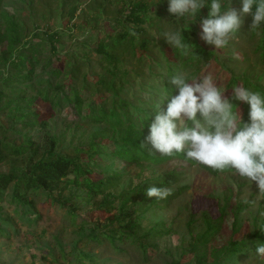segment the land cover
<instances>
[{"label":"trees","instance_id":"obj_1","mask_svg":"<svg viewBox=\"0 0 264 264\" xmlns=\"http://www.w3.org/2000/svg\"><path fill=\"white\" fill-rule=\"evenodd\" d=\"M102 1L104 2V0H89L88 4L90 8L95 7L103 11ZM82 3H84L82 0H62L60 2L63 8L62 16H67L69 21L74 19ZM222 4L223 9H226L229 0H222ZM150 10L151 2L147 0H128L125 6L119 9L120 14L116 20L121 26L114 27L113 32L99 39L95 47V50L102 55L100 65L103 71L98 72L93 81H89L85 74L81 85L77 86L75 82L79 78L77 74L82 59L79 55L68 59L63 69L59 67L52 69V73L57 77L63 71L70 75L69 84L64 81L54 83L48 78L33 82L37 66L43 63V68H47L53 60L52 57L42 56L40 50L42 42L34 43L32 39L43 38L45 33L51 40L52 50L57 54L59 51L56 39L59 33L41 30L38 25L34 30H30L27 24L20 22L15 13L4 10V0H0V112L7 111L11 119L20 120L22 126L27 129L20 144L9 139L5 134L0 136V163H13L9 172L0 173V201L11 187L10 195L12 201L16 203L17 211L27 215L29 220H33L31 215L36 210V201L32 194L43 192L52 199L51 201H57L64 206L73 223L82 227L84 221L80 223L76 221L79 207L77 199L83 198L95 209L107 213L104 225L108 229L102 233L89 234V237L99 243L107 239L114 246L116 241L138 240L137 245H140L145 254L150 246L155 245L154 240L157 236L170 233L172 229L167 227L166 222L145 226L141 220L142 214L153 207L169 203L174 197L189 189L190 185L172 189L171 187L180 181L183 172L171 169L137 182L131 179L128 185H123L119 191L118 188L122 187L124 181V170L106 164V158L116 157L120 163H123V169L129 164H135L141 172L148 165L159 166L172 158L185 160L182 154L174 157L161 156L159 153L149 152L151 145L141 147L149 134V126L154 119L151 112L157 100L165 92L177 94V90L169 83L171 76L181 72L177 69L189 68L187 72L189 76L197 77L211 60H215L229 74V80L225 84L228 90L232 91L234 85H243L264 94V84L260 81L264 76L263 73H258L256 80H252L249 75L236 72L234 68L220 61L216 50L208 48L197 38V26L191 23L182 25L177 31L182 33L185 42L195 46V54L202 59L193 60L191 55L184 57L168 44L162 35L159 38L161 43H164L161 56L148 60L145 55L140 66L133 69L132 75H129L126 69L120 72L123 52L119 50V46L128 37L133 38L129 35L130 27L125 24L127 22L140 24L136 32L143 31L142 25L151 20L148 15ZM209 11L210 0L194 18L202 21L207 18ZM158 32L159 35L163 33L161 29ZM258 32L257 49L264 61V25ZM253 33L257 34V31ZM30 36L31 38L27 39ZM151 41H153L151 38L145 37L139 43V49L143 54L150 52ZM134 50H132L133 55ZM104 62L107 65H103ZM149 75L156 77V81H151L150 78L143 79ZM138 76L142 77L139 81H137ZM133 84L140 86L141 91H144L143 96H134V99L124 96L128 87ZM89 85L109 103V107L104 101L84 100L81 92L85 88H90ZM31 89L35 91L30 93ZM104 93H108V96L106 97ZM228 95L231 99L232 92ZM39 99L51 105L52 110L48 114L38 109L36 102ZM64 102L73 104L76 114L95 126V129L89 133L88 142L77 144L73 153L61 152L57 149L59 137L56 135L52 136L51 145L44 148L29 133V130L36 127L47 128L49 120L54 116L53 110L60 109ZM231 102L237 107L242 120L248 122L249 105L235 100ZM167 103L168 101L165 100L162 108L166 109ZM102 140L110 143L111 148ZM189 162L195 165L194 162ZM97 167H101L100 172H96ZM201 169L208 174L218 175L210 169L203 167ZM151 186L171 188L172 195L164 200L150 198L146 195V190ZM99 195L101 198L97 199ZM246 207L247 204L238 198L236 200L232 189H229L219 197L218 216L215 217L209 209L189 210L186 222L189 238L182 244L181 259L174 260V263L190 264L193 261L194 264H232L230 258L247 249L248 240H251V249H255L258 243L264 244V230L254 232L251 238L230 236L221 243L217 242V234L224 228L222 224L227 216L233 215V231H235L238 228L239 214ZM38 217L40 214L37 213L36 218ZM6 219L12 218L8 214ZM88 250L87 247L76 245L72 254L81 263H84L85 259H91L90 263L94 264V256ZM61 251L64 253L63 249ZM186 255L189 257L188 261L183 262V257Z\"/></svg>","mask_w":264,"mask_h":264},{"label":"rangeland","instance_id":"obj_2","mask_svg":"<svg viewBox=\"0 0 264 264\" xmlns=\"http://www.w3.org/2000/svg\"><path fill=\"white\" fill-rule=\"evenodd\" d=\"M61 1L4 0V10L15 13L20 22L27 24L30 30H34L38 25L41 30L58 31L59 33V37L56 39L59 51L57 54L52 50L51 40L45 33L43 38L32 39L34 43L42 42L40 44L42 56L52 57L53 60V63L47 68H43V63L37 66L33 82L48 78L54 83L64 81L69 84L71 82L70 75L63 71L57 77L52 73V69L55 67L63 69L68 59L79 55L82 59H80L79 73L77 74L79 78L75 84L80 86L85 74L89 81H93L97 73L103 71L100 65L102 55L95 50V47L99 39L113 32L114 27L121 26L116 17L120 14L119 9L125 6L128 0H104L101 2L103 11L95 7L90 8L89 0H82L84 3L78 10L77 16L70 21L67 16H62ZM147 1L151 2V10L148 11L151 20L149 19L142 25L144 30L140 31L136 37H128L119 46V50L123 52L120 72L126 69L129 71V75H132L133 69L140 66L145 55L148 60L161 56L164 43H161L159 39L162 36V34L159 35V29L164 33L180 30L184 24H196L197 38L208 48L215 49L214 45H207L200 39L201 21H197L194 16L176 18L167 11L168 0ZM230 6L239 9L242 6L241 0L232 1ZM251 20L250 16H246L241 30L234 35L229 44L223 49L215 50L220 61L234 68L236 72L245 73L252 80H256L258 73L264 74V61L257 49L259 36L249 30ZM125 25L128 28L135 26V31L140 26V24L131 22H127ZM145 37L151 38L153 41H151L150 52L143 54L139 49V43ZM29 38L31 36L27 39ZM132 50L135 51L134 55ZM103 65H107V63L104 62ZM177 70L188 72L189 68ZM163 71L165 72V69ZM208 73L213 75L222 90H226L225 96L228 97V94L232 92L225 86L226 81L229 80L228 72L222 68L219 62L211 60L197 77ZM148 78L151 81L157 79L151 75L143 79L148 80ZM140 79L142 77L138 76L137 81ZM260 81L264 84V76ZM34 91L31 89L29 92ZM96 91L90 86V88L82 90L81 93L85 101H104L105 105L109 107V103L102 99ZM104 94L106 97L108 96V93ZM139 95L143 96L144 91H141L139 85L134 84L128 87L124 94V96L133 99L134 96ZM36 105L39 110L47 114L52 110L49 102L41 99L36 102ZM53 112L54 116L49 120L47 128L36 127L29 130L36 142L41 143L44 148L48 147L51 145L52 136L56 135L59 137L57 149L66 153H73L77 144L88 142L89 133L95 129V126L80 118L76 114L73 104L64 102L60 109H55ZM25 132L27 129L22 126L20 120L11 119L7 111L0 112V136L5 134L6 137L20 144ZM108 146L111 148L110 143ZM106 159V164L124 170V181H122V187L118 188L119 191L123 185H128L131 179L137 182L150 175L171 169L183 172L180 181L171 188L177 189L186 184H189L190 188L174 197L169 203L153 207L142 214L141 220L145 226L150 227L155 223L166 222L167 227L172 229L170 233L157 236L154 240L155 245L150 246L146 254L139 247L140 245H137L138 240L116 241V246L107 239H103L99 243L89 237V234L102 233L108 229L104 225L107 213L95 209L85 199H77L79 207L76 222L84 221L82 227L73 223V219L64 206H61L57 201H51L52 199L43 192L32 194L36 201V210L31 215L33 220H29L27 215L17 211L16 203L12 201L10 195L12 189L9 187L0 201V264H91V259H85L84 263L76 260L72 254L76 245L89 248L88 251L94 256V264H175L174 260L181 259L183 255V242H187L189 238L186 226L189 210L209 209L215 217L218 216L219 197L220 195L222 197V194L229 189H232L236 200L238 198L243 202L245 199L257 202L255 204L246 203V209L239 214L238 228L236 227L235 231H233V215L227 216L222 224L224 228L217 234V242L221 243L230 236L251 238L254 232L264 230V200H257L256 195L259 190L255 182L249 186L240 177L229 173L211 175L198 165H193L181 158H172L159 166L148 165L143 172L135 164H129L123 169V163H120L116 157ZM12 165V162L0 163V173L9 172ZM100 171L101 167H97L96 172ZM64 192L68 193L67 190ZM100 196H97V199H100ZM36 212L40 214V217L36 218ZM8 214L12 219H6ZM250 247L251 240H248L247 249L230 258L232 264H264V256L257 255L256 248L251 249ZM62 249L64 253H62ZM188 258V255L183 257V262L188 261ZM190 264H194L193 261Z\"/></svg>","mask_w":264,"mask_h":264},{"label":"clouds","instance_id":"obj_3","mask_svg":"<svg viewBox=\"0 0 264 264\" xmlns=\"http://www.w3.org/2000/svg\"><path fill=\"white\" fill-rule=\"evenodd\" d=\"M208 0H168L167 11L176 18L195 16ZM223 9L222 0H210L207 18L201 21L200 39L215 49L225 48L239 32L246 16H251L249 30L257 31L264 25V0H241L239 9ZM255 8V11H253ZM223 9V10H222ZM129 35L136 37L135 26ZM166 42L184 57L202 59L195 54V46L185 42L180 31L162 33ZM177 90L163 93L154 105V119L149 134L141 147L151 145L150 153L174 157L183 155L186 161L210 169L218 174L229 173L240 177L248 185L255 182L257 200H264V94L243 85H234L231 99L225 96L211 73L190 77L185 71L169 78ZM167 100L166 109L162 104ZM232 100L249 105L248 122H244ZM148 197L164 200L172 195L168 187L151 186ZM245 203L257 201L245 199ZM257 255L264 256V244L258 243Z\"/></svg>","mask_w":264,"mask_h":264}]
</instances>
